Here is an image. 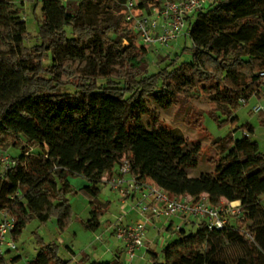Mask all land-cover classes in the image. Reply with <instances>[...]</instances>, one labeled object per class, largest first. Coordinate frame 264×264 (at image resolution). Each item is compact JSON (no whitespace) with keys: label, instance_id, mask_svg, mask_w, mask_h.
I'll list each match as a JSON object with an SVG mask.
<instances>
[{"label":"trees","instance_id":"trees-1","mask_svg":"<svg viewBox=\"0 0 264 264\" xmlns=\"http://www.w3.org/2000/svg\"><path fill=\"white\" fill-rule=\"evenodd\" d=\"M28 1L35 9L41 4L42 11L33 47L25 44L33 36L20 8L0 0V149L6 155L10 147L21 150L0 173V220L1 214L14 220L12 240L35 219L45 224L56 217L62 231L68 227L71 177L87 180L82 191L91 217L84 225L97 230L111 205L99 200L103 178L128 161L131 174L171 196L241 203L242 216L236 218L241 224L230 220L211 230L205 222L193 223L194 232L186 231V224L177 231L179 239L163 247L162 261L148 251L154 264H264V153L252 139L254 128L246 126L240 139H210L200 110L191 104L206 96L232 116L241 99L248 105L260 91L264 0H209L194 21L188 20L192 62L174 59L154 74L148 47L125 22L128 0ZM162 1L140 0L138 8ZM152 99L163 108L189 105L193 127L221 152L207 159L212 172L189 177L188 170L204 157L202 146L188 149L180 139L172 154L161 146L157 129L143 123L145 116L159 122ZM72 101L79 102L77 110L61 106ZM34 149L42 153L31 154ZM39 244L29 264H71L57 243L41 239ZM5 257L0 264H7ZM91 264L124 263L120 253L110 262Z\"/></svg>","mask_w":264,"mask_h":264},{"label":"rangeland","instance_id":"rangeland-1","mask_svg":"<svg viewBox=\"0 0 264 264\" xmlns=\"http://www.w3.org/2000/svg\"><path fill=\"white\" fill-rule=\"evenodd\" d=\"M69 1L80 2L82 0ZM135 1L140 2V0ZM12 2L20 8L19 17L26 22L28 33L33 36V39L25 44L27 47H33L37 43L39 22L42 19L41 4L35 9V4H31L28 0H12ZM192 19L194 21L195 16ZM189 30L190 23L188 21L185 33L189 32ZM124 44L128 46L129 42L125 41ZM192 48V41L186 34L169 46L158 45L156 47H149V54L147 56L149 73L154 74L159 72L174 59L180 64L192 62ZM150 104L151 108L156 112L159 122L155 125L150 117L145 116L143 123L152 131L157 129L159 142L166 151L172 154L173 144L180 139L184 141L188 149L196 145L204 148V157L199 165L196 168L188 170L190 178H197L203 173L213 171V167L208 164L207 159L211 156L218 158L221 152L211 148L210 139L227 138L230 136L240 139L246 134L245 127L248 125L254 128L252 139L258 142L260 151L264 153V84L257 94L250 97L248 105H239L232 116L224 114L222 106L206 96H202L201 101L192 100L191 104H194L202 114L203 125L211 137L210 139L198 134L196 128L191 124L189 105L176 104L170 108H163L158 106L153 99ZM61 106L66 111L77 110L79 102H66ZM256 106L263 108L262 113L257 114L253 111V108ZM48 113L49 111L47 110L44 112V114ZM233 118H236V121L233 122ZM5 152L10 161L21 157V150L19 148L10 147ZM41 153L39 149L31 151L33 155H40ZM5 168V165L0 161V173H3ZM69 181L73 193L67 196V198L73 214L68 227L62 231L58 226L56 217L51 218L45 224H40L36 219L31 221L19 238L13 241L16 249L6 254L5 260L7 264H29L39 251L41 239L45 243H57L60 247V255L64 259L69 260L71 264H81L86 256L89 258L86 264L101 261L108 262L112 260L115 248L117 246L122 247L115 236H113L111 226L120 217H123L125 223L136 222L141 219L136 211H132V208L136 206V202L128 201L125 203L106 184L104 177L103 183L100 185L101 193L99 200L103 203L110 202L111 205L107 213L100 219V227L95 231L89 230L85 227L84 223L91 217L90 200L82 191L87 185V180L81 177H71ZM262 199L264 202V196ZM171 219L174 221V226L179 225L181 222L179 218L163 216L160 220L147 227L146 244L148 243L152 253L158 254L159 261H162L161 252L163 249H161L159 243H162L161 241L164 240L165 244H167L179 239L176 231L166 230ZM231 220L237 224H241L236 218L231 217ZM187 224L186 231H196L197 228H194L192 223L188 222ZM68 247H71L73 252ZM120 251L121 259L125 264H154L152 255L147 250H144L143 256L138 251L133 261H128L125 252ZM17 257H20V260L13 262Z\"/></svg>","mask_w":264,"mask_h":264},{"label":"built area","instance_id":"built-area-1","mask_svg":"<svg viewBox=\"0 0 264 264\" xmlns=\"http://www.w3.org/2000/svg\"><path fill=\"white\" fill-rule=\"evenodd\" d=\"M66 4L69 0H60ZM209 0H163L159 4H150L148 8H138V2L128 0L125 4L128 13L126 23H130L131 31L137 36L139 43L146 47L169 46L178 41L185 33L189 18L204 10ZM264 76V73H261ZM246 105V100H240ZM259 113L261 107H254ZM0 161L5 167L12 165L7 155L0 149ZM106 184L117 193L125 203L136 202L132 211L141 217L136 222L125 223L123 217L114 224L113 234L123 247L128 261H133L137 252L146 247L147 227L163 216L176 217L181 224L175 226L179 231L188 222L196 225L205 222L209 229H223L229 224L231 217L240 218L242 212L240 202L222 201L218 205L210 203L207 195L200 198L191 196H171L164 189L146 179L131 174L128 161L112 170ZM128 215V213H127ZM14 220L1 214L0 220V257L16 249L11 240Z\"/></svg>","mask_w":264,"mask_h":264},{"label":"crops","instance_id":"crops-1","mask_svg":"<svg viewBox=\"0 0 264 264\" xmlns=\"http://www.w3.org/2000/svg\"><path fill=\"white\" fill-rule=\"evenodd\" d=\"M256 107H261V106H256ZM261 110L263 111V108L261 107ZM178 219V218H177ZM168 222V221H167ZM169 224H172V230H170V231H175V226H174V221H172V219H171V221H170V223H168V225ZM181 224V222L179 223V225ZM113 228H114V225H112L111 226V230L113 231ZM155 228V227H154ZM166 230H168V227L166 228ZM169 231V230H168ZM112 234H113V232H112ZM113 236H114V234H113ZM162 243H159V245L161 246V249L166 245L165 244V242H164V240H162L161 241ZM145 248V249H144ZM144 248H142L141 250H139V252L142 254V256L144 255V250L146 251H151V248H149V246H148V243H147V245H146V247H144ZM68 249H70V251H72L73 252V250H72V248L71 247H68ZM123 249V247H119V246H117L116 248H115V250H114V256H113V258H112V260L116 257V255H118V254H120L121 253V251L120 250H122ZM123 251V250H122ZM88 260H89V258H88V256H86L85 258H84V261L81 263V264H86L87 262H88ZM111 260V261H112ZM102 262V261H101ZM108 262H110V261H108ZM125 264V263H124Z\"/></svg>","mask_w":264,"mask_h":264}]
</instances>
